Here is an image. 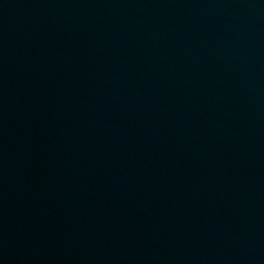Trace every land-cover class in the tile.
Instances as JSON below:
<instances>
[{
	"label": "water",
	"instance_id": "1",
	"mask_svg": "<svg viewBox=\"0 0 264 264\" xmlns=\"http://www.w3.org/2000/svg\"><path fill=\"white\" fill-rule=\"evenodd\" d=\"M0 264H264V0H0Z\"/></svg>",
	"mask_w": 264,
	"mask_h": 264
}]
</instances>
